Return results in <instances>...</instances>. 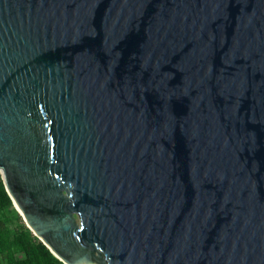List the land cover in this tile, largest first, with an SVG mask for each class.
<instances>
[{
    "label": "water",
    "instance_id": "1",
    "mask_svg": "<svg viewBox=\"0 0 264 264\" xmlns=\"http://www.w3.org/2000/svg\"><path fill=\"white\" fill-rule=\"evenodd\" d=\"M0 177L67 264H264V0H0Z\"/></svg>",
    "mask_w": 264,
    "mask_h": 264
},
{
    "label": "trees",
    "instance_id": "2",
    "mask_svg": "<svg viewBox=\"0 0 264 264\" xmlns=\"http://www.w3.org/2000/svg\"><path fill=\"white\" fill-rule=\"evenodd\" d=\"M0 264H62L26 227L0 177Z\"/></svg>",
    "mask_w": 264,
    "mask_h": 264
},
{
    "label": "bare ground",
    "instance_id": "3",
    "mask_svg": "<svg viewBox=\"0 0 264 264\" xmlns=\"http://www.w3.org/2000/svg\"><path fill=\"white\" fill-rule=\"evenodd\" d=\"M61 263H62V264H67V263H66V262H64V261H61Z\"/></svg>",
    "mask_w": 264,
    "mask_h": 264
}]
</instances>
